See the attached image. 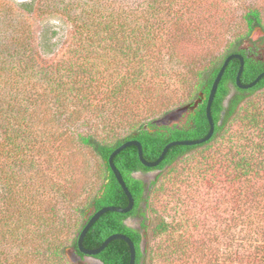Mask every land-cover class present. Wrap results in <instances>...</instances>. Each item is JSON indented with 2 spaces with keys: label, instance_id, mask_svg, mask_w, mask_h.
<instances>
[{
  "label": "trees",
  "instance_id": "obj_1",
  "mask_svg": "<svg viewBox=\"0 0 264 264\" xmlns=\"http://www.w3.org/2000/svg\"><path fill=\"white\" fill-rule=\"evenodd\" d=\"M229 1L41 0L38 11L60 13L73 25L69 53L55 63L43 61L32 28L18 22L24 20L19 16L35 10L34 2L16 6L0 2V182L4 187L0 191V264H77L68 250L86 257L78 240L91 217L105 206L129 204L109 163L112 152L135 139L142 143L144 157L154 161L171 141L205 137L210 131L211 89L229 55L245 56L243 84L264 71V64L248 56L245 48L257 31L264 32L257 7L246 9V32L234 34L220 54L205 60L182 56L181 42L209 41L210 35L227 26ZM58 34L54 26L42 34L39 45L44 54L54 52ZM240 66L239 59H232L219 84L210 140L173 146L156 167L145 166L134 145L116 155L115 164L135 205L127 213H104L86 234L87 248H97L112 234L124 233L135 242V264H153L156 257L170 256L167 249L160 252L151 245L156 237L166 235L178 240L167 246L172 254L194 263L264 264V77L242 89L236 83ZM174 78L182 82L183 98L169 96ZM180 110L184 111L181 122L164 123ZM67 142L77 150L92 151L103 163L99 185L91 193L84 192L83 200L77 171L67 165ZM207 147L212 151L199 166H191L190 173L193 183L203 182V187L206 183L219 196L213 206L209 199L200 204L208 216L204 219L208 234L200 240L185 232L176 237L175 232L190 223L186 216L174 222L163 218L150 228L146 213L159 177L147 183L136 173L167 170L177 181L182 175L179 163ZM44 154L50 157L48 163L56 161L54 169L43 164L38 169ZM34 167L41 181L30 185L24 177L21 182L22 172ZM57 173L62 175L60 182H55ZM195 185L187 198L194 200L201 194ZM50 193L58 198L56 204L41 200ZM138 216L145 217L142 228L128 225L129 218ZM146 235L150 240L144 248ZM95 257L102 264H130L131 249L126 241L116 239Z\"/></svg>",
  "mask_w": 264,
  "mask_h": 264
},
{
  "label": "rangeland",
  "instance_id": "obj_2",
  "mask_svg": "<svg viewBox=\"0 0 264 264\" xmlns=\"http://www.w3.org/2000/svg\"><path fill=\"white\" fill-rule=\"evenodd\" d=\"M22 1H33L35 10H33L32 12H25L24 16H19V18L21 17L24 20H18V22L20 24H22V22H26V24L32 28L34 44L37 47L43 61L47 63H55L59 61L60 59H62V57L66 56L69 53L68 51L73 41V25L65 16L60 13L54 12L45 14L38 11V5L41 3V0H0L1 3L6 2V6H16ZM229 2L232 8L230 14L228 15L229 22L227 26H225L223 29H220V31L216 30V32L210 35V38L208 39L209 41L201 43H198L197 41L195 43L181 42L180 52L183 57L191 58L202 56L205 60L206 58L211 59L215 57V55L223 52L226 44L234 37V34H241L242 32H246L245 22L243 21V14L249 7L259 8L261 10L264 21V0H230ZM52 26L56 27L59 31L58 36L55 38L57 46H55V50L52 54H44L42 49L40 48L39 43L42 34H44L47 28ZM187 60L189 59H186V61ZM183 89L184 88L182 82L179 83L178 79L174 78L171 85L172 91L169 90L168 92L170 94H168L171 97L178 95L179 97L183 98L185 96V91ZM183 117L184 111L180 110L171 113L163 121L164 123H177L181 122ZM69 143L70 142H67V146L65 148L66 151L68 150L66 161L70 169L72 168L74 172L77 171L76 175L78 181V192L82 197L81 200H83L87 196L86 193H91L95 189V187L99 185L101 181L100 176L103 174V163L101 162L100 158L92 151L87 149L77 150V147L75 145ZM217 149L218 146H216L213 151ZM210 151H212L210 147H207V149L202 148L201 150L195 151L192 154L188 155V157L185 158L184 161L179 163V171L181 170L182 175H180V177H177L179 178L177 181H174L173 179L176 175H171V172L167 170L162 172L161 170L156 169L147 172L136 173L137 176H139L147 183H152L159 177L157 184L158 187L155 189L151 197V208L146 213V223L150 225V228H152L160 219L165 218L167 221L174 222V219L176 220V218L180 219V217L186 216V218L190 220V223L188 226H186L185 229H182V231H176L174 234L176 235V237L184 235L185 232L187 236H191L193 239L200 240V238H203L205 234H208V226H205L204 224L205 216H208L206 215V213L201 212L200 204L202 200L209 199L208 201L210 202L211 206H213L212 203L214 204L215 199L219 198V196L215 193V190L209 189V187L205 185L206 183L204 184V187L201 186L203 182L193 183L194 181L192 182L191 180L192 176L190 171H192L191 166L197 165L200 160H206V155L210 153ZM46 160L47 162L45 163L44 161ZM48 160H50V157L48 156V154H44L39 163L38 169L42 168V164L46 166H52V169H54L53 165L56 166V161H51L48 163ZM59 160H61V158ZM199 165L200 164H198V166ZM38 172L39 171L36 170L35 167L34 170H25V172H22L21 174V182L24 180V177V182H28L30 185H32L33 183L35 184L37 180L41 181V179H38ZM61 176L62 175H59L57 173L55 175V182H60V179L62 178ZM17 180L18 179L16 178L14 182L15 185ZM194 185L197 186V188H201L202 191L199 195L194 193L197 197L193 200L191 198H187V191L189 190L194 192ZM15 188L18 187H14V190ZM3 189L4 187L1 186L0 182V191H3ZM205 193L207 194L205 195ZM0 195L2 200L3 194ZM46 196L48 198H46ZM43 199H45V201ZM49 199H51L52 203L55 204L58 200V198L51 195V193L50 195H43V198H41V200L46 203H49ZM14 208H16L15 205L14 207H12V210H15ZM141 220L143 221L142 216H138L128 219L127 222L131 226L138 227ZM149 240V237L146 235L143 243L144 248L148 246ZM177 241L178 240L176 239L171 241V239L166 235L156 237L151 242V245L154 244L155 247H158L160 252L167 249L170 256L168 258V256L160 255L161 257H156L153 264H198V261L196 263H194L193 261H188L186 256L185 259H182L181 257L183 255L181 254H178L177 256L176 254H174L175 252L172 254L171 249H169L167 246L171 243L175 245ZM68 254L72 261L77 264H102L101 260L97 257L86 256L82 259L72 249L68 250ZM172 255L173 257H175L172 258Z\"/></svg>",
  "mask_w": 264,
  "mask_h": 264
},
{
  "label": "water",
  "instance_id": "obj_3",
  "mask_svg": "<svg viewBox=\"0 0 264 264\" xmlns=\"http://www.w3.org/2000/svg\"><path fill=\"white\" fill-rule=\"evenodd\" d=\"M232 59H239L240 62H241V66H240V69L238 71V75H237V80H236V83L237 85L242 88V89H248V88H251L253 86H255L261 79L262 77H264V72H262L254 81L248 83V84H243L242 81H241V75L244 71V67H245V58L244 56L241 54V53H233L231 55H229L214 83H213V86H212V89H211V93H210V96H209V100H208V105H207V117L209 119V122H210V131L209 133L205 136V137H202V138H199V139H195V140H174V141H171L170 143H168L162 154L159 156V158L157 160H154V161H149L147 160L145 157H144V150H143V145L142 143L139 141V140H129V141H126L125 143L121 144L118 148H116L110 158H109V163H110V166L113 170V172L115 173L118 181L120 182V184L122 185L125 193L127 194L128 198H129V204L128 206L126 207H120V206H105L103 208H101L100 210H98L92 217L91 219L88 221V223L86 224V226L84 227V229L82 230L80 236H79V240H78V246H79V250L84 253L86 256H93L95 257L97 254H99L100 252H102L110 242H112L113 240H116V239H122L124 241H126L129 246H130V249H131V261H130V264H135L136 263V255H137V250H136V245H135V242L133 241V239L128 236L127 234H124V233H115V234H112L111 236H109L105 241L104 243L97 247V248H93V249H90V248H87L85 245H84V240H85V237H86V234L88 233V231L90 230V228L94 225V223L106 212L108 211H116V212H121V213H127L129 211H131L135 205V198L132 194V192L130 191L129 187L127 186V183L126 181L124 180V177L121 173V171L118 169V167L116 166L115 164V157L117 154H119L123 149L129 147V146H136L139 150V156H140V159L141 161L143 162V164L147 167H156L158 166L165 158V156L167 155L168 151L170 148H172L173 146H176V145H197V144H202L204 142H207L208 140H210L215 132V122H214V119H213V116H212V104H213V101L215 99V96H216V93H217V90H218V87H219V84L223 78V75L230 63V61ZM135 177L137 178H140L139 176L135 175ZM130 225V224H128ZM102 263V261H101Z\"/></svg>",
  "mask_w": 264,
  "mask_h": 264
},
{
  "label": "flooded vegetation",
  "instance_id": "obj_4",
  "mask_svg": "<svg viewBox=\"0 0 264 264\" xmlns=\"http://www.w3.org/2000/svg\"><path fill=\"white\" fill-rule=\"evenodd\" d=\"M262 38H264V32L257 31V33L253 37L252 41H248L246 43L247 46L245 44V48L247 49L248 56H251V57L255 58L257 61H260L264 64V39H262ZM242 55L244 56V54H242ZM244 58H245V56H244ZM144 218L145 217L142 216L143 221H144ZM143 221L141 220V222L139 223V226L135 227V228H142V222ZM144 232H145V230L143 229V234H144Z\"/></svg>",
  "mask_w": 264,
  "mask_h": 264
}]
</instances>
